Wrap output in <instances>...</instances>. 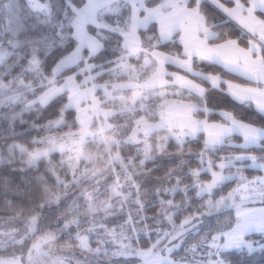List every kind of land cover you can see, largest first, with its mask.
<instances>
[{
  "label": "snow or ice",
  "instance_id": "1",
  "mask_svg": "<svg viewBox=\"0 0 264 264\" xmlns=\"http://www.w3.org/2000/svg\"><path fill=\"white\" fill-rule=\"evenodd\" d=\"M211 11L218 14L219 20L210 15ZM261 17H264V0H0V139L4 140L0 144V167L14 165L17 151L21 157L19 162L27 169L39 171L37 165L57 151L62 157L71 153L66 163L73 167L75 161L92 159L84 152L90 143L96 144L108 158L106 171L92 170L77 176L78 169H75L68 182L56 176L51 167L39 175L26 174L25 190L21 194L29 205V216L19 240L6 234L7 243L20 247L14 248L8 257H0V264H72L69 257L56 254L62 250L56 246L58 234L68 237L64 249L72 251V242H75L80 250L83 259L77 257L75 264H117L105 260L106 257L124 258L119 264H232L226 255L231 251L238 254L246 251L249 256L264 252V240L246 239L254 232L264 237V208L243 206L257 199L264 204V178L248 181L242 175L224 174L225 169H231L237 162L251 160L253 167L261 169L264 164L258 163L254 155L219 157V164L211 158L225 145L239 149L258 145L264 150V126L238 120L231 111L216 113L218 105L211 99L212 91H224L220 85L227 83L225 95L240 104L254 101L257 110L264 114V18ZM153 21L158 29L148 28ZM229 26H238L243 34L252 37L247 49L240 48L237 40H222L228 35L225 29ZM142 28L153 32L145 35V43L137 34ZM166 43L177 48L182 46L183 50L173 54L156 50ZM104 51H110L115 59L100 57L103 63H94ZM130 57L136 58L138 68L128 63ZM197 60L222 64L228 72L238 73L257 87H241L221 80L218 75L197 71L193 67ZM169 64L182 69L186 75L166 71L165 65ZM14 69L19 71L13 74ZM105 73L117 79L127 77V82L96 83ZM197 79L210 83L211 88L202 87L195 82ZM98 89H103L99 98ZM129 92L131 95H127ZM169 96L175 99L169 100ZM37 105L59 106L58 118L46 126L49 129L64 125L65 112L75 109L77 115L72 126L78 123V131L32 140V144L43 145L32 151L16 143V122L23 124V114ZM209 114L219 115L223 122L197 119L198 115ZM110 118H115L113 123L108 122ZM121 119L124 124L120 123ZM199 132L206 133L203 149L193 154L199 166L189 170L187 175L192 179L181 187L186 163L182 159L183 148ZM234 134L243 137L242 144L230 143ZM171 141L178 149L175 153L167 151ZM125 146L129 152L135 148V155L126 154L121 158L120 152L125 151ZM141 154L143 159L137 163ZM259 159L264 160V156ZM149 161L156 166L145 172ZM177 161L180 171L173 169L159 177L151 192L153 201L160 206V212L152 219L157 223L161 218L166 219L172 226L171 231L157 233L156 242L147 249L134 247L136 240L132 234L138 231V224L148 219L140 215L148 207L144 200L147 190L141 178L158 171L165 162ZM113 164L119 166V172ZM201 173H210L211 182L202 183ZM52 176L61 189L59 194L48 186ZM105 176L113 182L105 188L103 194L107 199L103 201L99 200L98 187H93L90 193L83 188L73 191L89 178L94 185H99ZM229 180H238L253 195L245 197L240 205L232 202L239 189L215 202L209 199L208 212L201 215L234 207V225L231 219L223 224H205L196 216L186 217L179 225L174 223L173 214L182 205L174 204L167 198L169 195L183 192L186 200L188 193L195 190L196 196L202 197ZM4 188L8 189L7 180ZM80 200L82 205L78 203ZM128 206H135V215L131 211L125 215ZM109 217H120L123 223L114 219L116 226L108 227ZM85 223L89 227L82 228ZM139 231L147 234L146 228ZM200 231H205V236L185 247L187 238H195ZM101 232L104 239H98V246L92 248L91 234L99 236ZM37 233L43 235L37 238ZM109 238L115 245L113 251L104 246ZM28 239L35 242L25 252ZM178 248L191 253V258L185 255L174 259ZM201 248L209 257L206 262L195 259Z\"/></svg>",
  "mask_w": 264,
  "mask_h": 264
},
{
  "label": "trees",
  "instance_id": "2",
  "mask_svg": "<svg viewBox=\"0 0 264 264\" xmlns=\"http://www.w3.org/2000/svg\"><path fill=\"white\" fill-rule=\"evenodd\" d=\"M223 1V0H222ZM210 15L215 17L217 20H219V16L215 11H211ZM155 26L152 24L150 28ZM228 32V35L225 37H222V40L224 39H230L235 38L237 39L242 45L248 46L249 41L252 37L243 34L238 26L233 27L229 26L227 29H225ZM147 30L143 29L142 34L146 35ZM151 32V31H149ZM153 35V32H151ZM165 51H182V46L180 48H177L175 46H172L170 44H165L161 47H159ZM109 57L112 58V55L110 52H108ZM175 67V66H170ZM194 67L206 72V73H212V74H220L228 79H233L241 82H250L245 77L237 74V73H230L221 64H213L207 61H195ZM177 68V67H176ZM178 69V68H177ZM174 69V70H177ZM19 69H14L13 74L18 72ZM67 71V70H65ZM70 74V73H68ZM205 86H207L206 89H210L211 85L209 83H205ZM223 89V88H221ZM224 90V89H223ZM168 91H171L168 89ZM226 90L220 91V90H213L211 93V99L215 103H217L218 107L215 109V112L218 113L219 111H231L233 115L245 122H249L252 124H256L258 126H264V114H261L257 107L252 103L248 102L245 104H240L237 101H234L230 96L225 95ZM130 94V92H129ZM187 95V93H185ZM158 102V101H157ZM193 102L195 100L193 99ZM19 111V107L16 109ZM58 112H59V106L52 107H41L37 105L33 110L25 112L22 116V119L24 121L23 124L19 122V120L16 122L15 130H16V137L15 141L16 143L23 145L26 147L29 151H32L36 147H43V145H35L32 144V140H39L43 137H47L50 134H60L63 132H68L70 130L78 128L79 124L77 123L75 126L73 125V121L75 120L76 113L75 109H70L67 112H65V124L60 126H55L51 129L47 128L49 121L55 120L58 118ZM69 112L71 115H69ZM198 119L208 118L212 121H222L220 116L217 114H209L207 116L205 115H198ZM115 119L112 121L114 122ZM121 124H124L125 121L123 119L120 120ZM35 125L36 127H33ZM164 133H160V135H163ZM234 137L237 140H240L238 135H234ZM205 140V133L201 132L196 137L190 138L189 142L185 144L183 148L184 155L182 159L185 160V165L182 169L181 174V187H183L185 184H188L191 181V177L187 175L189 170L198 168L199 164L197 159L193 154L199 153L203 149V142ZM11 140H9V143ZM154 141H150V143H153ZM238 142V141H236ZM4 140L0 139V144H3ZM230 143H232L230 141ZM237 144V143H235ZM170 145L167 149L169 153H175L178 151V149L175 147V142L171 141ZM85 155L90 156L92 159L89 160H79L75 161L73 167H70L66 161L68 160V155H72L69 153L68 155L61 156L60 152H53L48 157V160L51 161V164L49 165L48 160H42L38 165L37 169H27V166L25 164L20 163V154L17 151L16 154V160L17 162L12 166H6V167H0V256H9V254L15 249H18L20 245L12 246L11 244L7 243L8 241V235L6 234H12L15 236L17 240L21 238V235L24 232L25 228V219L29 216L28 207L29 205L25 201V197L21 194L25 190V184L26 181L24 179L25 175L30 173L31 175H39L42 174L46 168L51 167L55 171V175L59 176L60 179L65 180V182L72 180V173L75 169H78L77 176H80L81 173L84 172H90L92 170H97V173L101 171H106L108 165L106 163L107 157L103 155L102 149H100L96 144H89L84 149ZM244 152H253L258 154L260 157L264 156V150H262L261 146H250L247 149H239L234 147H228L227 145L223 146L221 150L217 153L216 156H213L211 158L216 160V163H219V157L227 156V155H233L234 153H244ZM6 154V153H5ZM133 156L135 155V148H132V150L127 152V146H125V151H121L120 155L121 158H124L125 155ZM113 155H115V150L113 152ZM23 159H27V157H23ZM139 159H143L142 154L138 157L137 163L139 162ZM65 161V163H61V161ZM127 162V161H125ZM179 161L176 163H169L165 162L164 166L160 167L158 171L152 172L150 176L141 178V183L143 184L144 189L147 190V195L144 197L145 203L148 205L147 209L140 213L141 216L147 217L146 223H140L137 225L138 231L136 233H133V236H135L136 242L133 244L134 247H143V248H149L152 244L156 242L157 233H163L164 231L171 230V224L168 223L166 219L161 218L160 223H157L152 217H156L158 213L160 212V206L157 201H153L151 192L152 189H154L155 181L159 177H163L165 173L169 172L170 170L177 169L178 168ZM155 163L152 161H149L146 163V167L144 169L145 172H147L149 169H153L155 167ZM113 168L117 172L120 171L119 166L113 164ZM232 167L231 169H233ZM13 169H16V171H13ZM20 169H24V171H20ZM218 168H216L217 170ZM231 169H225L224 171H230ZM246 171L250 174L251 177L256 176L259 171L254 170L252 168H246ZM49 175H52V173H49ZM211 174L210 173H201L200 175V181L204 183L206 180H210ZM8 181V189L5 190L4 188V181ZM113 182L112 178L109 176H105L100 180L99 185H94L91 178L88 180H84L81 182L78 188L73 189V191H79L80 188L85 189L87 192H92L93 187H98L101 195L99 196V200L103 201L107 199V196H105L104 190L105 188H108L109 185ZM234 181H228L223 185V189L229 188L231 184H233ZM236 184V183H235ZM53 192H56L57 194L60 193L61 189L55 185V176H52V183L48 185ZM222 189V190H223ZM110 194V189H109ZM218 194V193H217ZM208 194H204L202 197L196 196L195 190L188 193V198L185 200L184 193L183 192H177L175 195H169L167 198L172 199L173 203L176 205H182L179 211H176L173 214V221L178 220V216L182 217H188L192 216L193 214L197 216H201V213L208 212L207 209V197ZM214 195L213 197H215ZM71 203V201H69ZM79 204H83V200L78 201ZM81 211H83L81 209ZM125 215L128 211H131L133 215H135V206H128L125 208ZM81 219L83 220L84 217L81 215ZM115 220H118L119 223H123V219L120 217H109L106 221L108 226H116V224L113 222ZM89 225L87 223L82 225V228H87ZM149 229L148 235L140 232L139 229ZM47 231V229H45ZM102 233V232H101ZM75 234V229H73V235ZM43 235V233H37V238ZM60 238L56 241L57 249L65 246V244L68 242L67 235H60ZM104 234H100L97 236L96 233L91 234L90 236V245L92 248H96L97 240L103 239ZM151 237V239H149ZM253 238H256V241L264 240V237L261 236V234H255L253 235ZM110 241V240H109ZM35 240L28 239L25 248V252H27V248L31 247V244L34 243ZM105 247L109 248V251L115 250L114 244H111V242L106 243L104 245ZM17 254H19L17 252ZM57 255H63L66 257H69L72 264H75V259L78 257L80 259H83V256L81 255L80 250L78 249L75 242H72V251L64 250L57 251ZM240 255V260L244 262L250 261V260H259L264 259V252H255L251 256H249L246 251L243 254H237V256ZM260 255V256H258ZM243 256V258H242ZM258 256V257H257ZM105 260H111L114 262H117L119 264L122 262L121 260L124 259L122 257H106ZM232 262L234 260H231Z\"/></svg>",
  "mask_w": 264,
  "mask_h": 264
},
{
  "label": "rangeland",
  "instance_id": "3",
  "mask_svg": "<svg viewBox=\"0 0 264 264\" xmlns=\"http://www.w3.org/2000/svg\"><path fill=\"white\" fill-rule=\"evenodd\" d=\"M258 14H259V10H258ZM261 18H264V17H261ZM149 26L150 25H148V28H149ZM155 27L157 28V26H156V24H155ZM139 36H140V39H141V42L142 43H145V35H143L142 34V31H141V33L140 34H138ZM146 35H152V33L151 32H147V34ZM203 37L201 36V39H202ZM257 40H258V36H257V38H256ZM121 42H122V38H121ZM157 51H160V52H163V53H165V54H173V53H176V52H178L177 50H175V51H165V50H163V49H161V48H157L156 49ZM183 50V49H182ZM108 52H110V51H104V52H102L101 54H98V58L97 59H95L93 62L94 63H97V64H100V63H103V59H101L100 57H106V58H108V59H115V57L114 56H112V58H110L109 57V54H108ZM128 63L129 64H131L133 67H139V65L137 64V60H136V58L135 57H130L129 59H128ZM143 63V60H141L140 61V64H142ZM111 67H115V65H112ZM193 67H194V64H193ZM174 69H177L176 67H169L166 71H168V72H172V73H176L177 75H180V76H184V75H186V73L182 70V69H180V68H178L177 70H174ZM194 69L195 70H197V71H202V70H200V69H198V68H196V67H194ZM203 73H205V74H212V73H206V72H204V71H202ZM71 74V73H70ZM93 75H95V72H93L92 73ZM150 74V73H149ZM212 75H214V74H212ZM216 75H220V74H216ZM220 76H222V75H220ZM188 79H192V77L190 76V75H188V77H187ZM81 79H83V77H81ZM112 81L113 83H125V82H127V77H124V78H122V79H117L115 76H109L107 73H105V74H103L101 77H98L97 78V80L95 81L96 83H98V84H104L105 82H107V81ZM195 82L196 83H200L201 84V86L202 87H205V88H207V86H205V83H202L200 80H195ZM237 83V84H236ZM210 84V83H209ZM232 84H235V85H239V86H241V87H257V85L253 82V83H251V82H241V81H237V80H235V82L234 83H232ZM248 84H253V85H248ZM211 85V84H210ZM90 86V85H89ZM220 88H223V87H220ZM224 89V88H223ZM171 90V89H170ZM225 90V89H224ZM227 91V90H226ZM102 94H103V89H98L97 90V93H96V95H97V97L99 98V97H101L102 96ZM127 95H131V93L129 94V93H127ZM29 99H32V97L31 96H29L28 97ZM168 99L169 100H172V99H175V97H172V96H169L168 97ZM193 102V101H192ZM250 102H252L253 103V101H250ZM157 103H159V101L157 102ZM254 104V103H253ZM84 107H87V105H83ZM102 107H103V105H101ZM105 110H108V109H105ZM75 113H76V111H75ZM76 115H77V113H76ZM76 118V117H75ZM102 119V118H101ZM113 119H115V118H110L109 119V123H113ZM198 119V118H197ZM205 119H207V121L208 122H219V123H222L223 121H212V120H210V119H208V118H203V119H200V120H205ZM238 119V118H237ZM238 120H240V119H238ZM242 121V120H241ZM243 122H245V121H243ZM245 123H249V122H245ZM252 124V123H251ZM97 126H99V121H97ZM253 126H257V127H261V126H258V125H256V124H253ZM78 129H79V126H78V128H76V129H73V130H70V131H72V132H76V131H78ZM69 132V131H68ZM68 132H66V133H68ZM65 132H63V133H60V134H50V135H48V136H55V137H60V136H63L64 134H66ZM199 133H201V132H199ZM199 133H197V135L199 134ZM196 135V136H197ZM234 135H238V134H234ZM234 135H233V137L231 138V142H232V144H235V143H237V144H242L243 143V137L242 136H239L238 135V137L240 138V140H237L235 137H234ZM190 139V138H189ZM205 139H206V133H205ZM236 141H238V142H236ZM250 146H258V145H250ZM250 146H248V147H250ZM128 152V151H127ZM233 155H248V156H256L257 158H258V163H261V164H264V160H260L259 159V155L258 154H256V153H253V152H244V153H234ZM217 164H219V163H217ZM252 168V169H254V170H257V171H259V173L256 175V176H254V177H251L250 176V174L248 173V171H246L245 169L246 168ZM240 169V172L239 173H237V169ZM215 171H219V169H214ZM229 173H231V174H235V175H242V176H244L245 178H246V180H248V181H253V180H256L257 178H264V169H261V168H255V167H253L252 166V161L251 160H246V161H243V162H237L236 164H235V166H234V168L233 169H231L230 171H224V174L225 175H227V174H229ZM212 179V178H211ZM211 179L210 180H206L204 183L206 184V183H209V182H211ZM230 181H232V180H230ZM234 181V183L233 184H231L230 185V187L229 188H226V189H223V185L226 183V182H228V181H225L223 184H221L220 186H218L217 188H215V189H213L212 190V193L211 194H209V193H206V194H208L209 196L207 197V200H206V202L209 200V199H212L213 200V202H215L216 200H219L222 196H227L229 193H232L234 190H237V189H239V191H236V193H235V195H234V197H233V203H235L236 205H240L241 204V201L245 198V197H250V196H252L253 195V193L249 190V188L247 189L245 186H243V185H241L240 184V182L238 181V180H233ZM236 183V184H235ZM257 188H258V186H256ZM223 189V190H222ZM218 193V194H217ZM250 193H252V194H250ZM214 195H216L215 197H213ZM246 195H249V196H246ZM243 206H245V207H252V208H256V209H260V208H264V204H261L260 202H259V200L257 199L254 203H247V202H245V204L243 205ZM207 213V212H206ZM192 216H196V217H199L200 218V220L201 221H204V223L205 224H208V223H212L213 225H217V224H223L224 223V221L225 220H228V219H231V221L233 222V225H234V222H235V216H236V211H235V208L234 207H230V208H227V209H224V210H222V211H219V212H217L216 210H213V212H212V214L211 215H204V216H197V215H195V214H193ZM186 218V217H185ZM184 217H180V216H178V220L177 221H175L174 220V223L176 224V225H179V224H181V222L185 219ZM108 227H115V225L114 226H108ZM150 230H151V228H149ZM149 229H147V235H148V233H149ZM225 231L227 230L226 228L224 229ZM166 231H171V230H166ZM103 233V232H102ZM102 233H100V234H102ZM205 231H200L198 234H196L195 235V238H190V237H188L187 238V244L185 245V247H190L191 245H193V244H196L203 236H205ZM213 234H215V232H213ZM255 234H258V233H249L248 234V236L246 237V239H249V240H255L256 238H253V235H255ZM133 235V234H132ZM136 236V235H135ZM135 236H134V238H135ZM137 237V236H136ZM102 238H103V236H102ZM104 239V238H103ZM109 240H110V238H109ZM256 241V240H255ZM110 242V241H109ZM113 247H115V245L113 246ZM139 248H143V247H139ZM59 249H62L61 251L63 252L65 249L63 248V247H61V248H59ZM143 249H147V248H143ZM211 251H214V249H210ZM237 254L238 253H236L235 251H231V252H229V253H227L226 255H228V257L231 259V260H234L233 262H232V264H240V262H241V260L239 259L240 258V255H238L237 256ZM185 255H187L188 256V258H191V256H192V254L191 253H185V251H184V249L183 248H178L177 250H176V253H175V255H174V259H177V260H179L181 257H184ZM0 257H3V258H6V257H8V256H0ZM208 255H207V253H206V251L204 250V248H201V249H199L198 251H197V254H196V257H195V259L197 260V261H207L208 260ZM242 258H243V256H242ZM135 259H139V258H135ZM244 259V258H243ZM121 261H123V259L121 260ZM119 262H120V260H119ZM242 264H264V259H259V260H250V261H245L244 260V262L242 261Z\"/></svg>",
  "mask_w": 264,
  "mask_h": 264
},
{
  "label": "crops",
  "instance_id": "4",
  "mask_svg": "<svg viewBox=\"0 0 264 264\" xmlns=\"http://www.w3.org/2000/svg\"><path fill=\"white\" fill-rule=\"evenodd\" d=\"M221 2H223L222 0H221ZM228 6H232V5H228ZM152 24H156V26H157V29H158V24L155 22V21H153V22H151L149 25L151 26ZM149 26V27H150ZM143 30V28L142 29H139L138 30V33L137 34H140L141 33V31ZM230 39H233V40H237V39H235V38H230ZM252 39V38H251ZM250 39V40H251ZM237 42H238V46L240 47V48H244V49H247V47L249 46H244V45H242L238 40H237ZM254 59H255V57H253ZM222 65V64H221ZM170 66H175V65H165V69L167 70ZM223 66V65H222ZM176 67V66H175ZM178 68V67H177ZM238 74V73H237ZM212 75V74H211ZM214 75H216V74H214ZM218 76H220V75H218ZM221 77V80H223V81H227V82H230V83H234L235 82V80H233V79H228V78H226V77H224V76H220ZM251 83H253V82H251ZM237 84V83H236ZM248 85H253V84H248ZM220 87H223L225 90H227V83H222L221 85H220ZM253 103H254V105L256 106V103L253 101ZM210 123V122H209ZM211 123H219V122H211Z\"/></svg>",
  "mask_w": 264,
  "mask_h": 264
},
{
  "label": "water",
  "instance_id": "5",
  "mask_svg": "<svg viewBox=\"0 0 264 264\" xmlns=\"http://www.w3.org/2000/svg\"><path fill=\"white\" fill-rule=\"evenodd\" d=\"M248 189V188H247ZM250 194H252V193H250ZM246 196H249V195H246Z\"/></svg>",
  "mask_w": 264,
  "mask_h": 264
},
{
  "label": "bare ground",
  "instance_id": "6",
  "mask_svg": "<svg viewBox=\"0 0 264 264\" xmlns=\"http://www.w3.org/2000/svg\"><path fill=\"white\" fill-rule=\"evenodd\" d=\"M258 256H260V255H258ZM258 256H257V257H258Z\"/></svg>",
  "mask_w": 264,
  "mask_h": 264
}]
</instances>
